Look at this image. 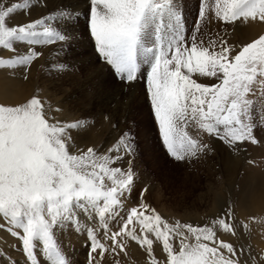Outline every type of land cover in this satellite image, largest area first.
Listing matches in <instances>:
<instances>
[{
    "label": "snow or ice",
    "instance_id": "obj_1",
    "mask_svg": "<svg viewBox=\"0 0 264 264\" xmlns=\"http://www.w3.org/2000/svg\"><path fill=\"white\" fill-rule=\"evenodd\" d=\"M33 6V0H0V48L13 54L0 58V67L27 71L43 55L36 46L74 38L72 27L81 16L75 8L10 23ZM86 15L96 52L115 79L127 86L145 82L162 143L176 161L212 151L205 134L236 152L245 143H259L264 35L236 46L221 33L205 40L201 27L212 20L264 22V0H201L190 37L178 0H89ZM257 93V101L250 98ZM257 103L259 123L253 117ZM88 127L87 119L53 118L38 97L18 106L0 104V228L19 241L11 247L24 257L18 261L0 251L8 257L5 264H72L58 240L69 228L85 236L87 264H99L97 256L102 260L105 253L127 254L128 240L148 253L150 264H165L153 254L156 241L166 264H264V255L258 260L249 253L241 260L244 248L218 237L217 226L236 235L231 209L203 226L169 222L144 201L147 188L136 206L125 208L136 187L134 137L123 132L106 148L80 147L75 136Z\"/></svg>",
    "mask_w": 264,
    "mask_h": 264
},
{
    "label": "rangeland",
    "instance_id": "obj_2",
    "mask_svg": "<svg viewBox=\"0 0 264 264\" xmlns=\"http://www.w3.org/2000/svg\"><path fill=\"white\" fill-rule=\"evenodd\" d=\"M69 1L33 0L34 6L31 9L38 7L43 14L39 17L35 15L30 21L52 14L57 9L75 8L74 3L77 1L82 2V7L87 4V8L84 6L83 10H79L81 17L72 27V31L75 30L74 38L69 44L62 45L58 42L50 46H36L43 55L34 61L27 71L21 67L22 73L19 76L29 87L26 101L38 97L53 118L64 122L87 119V132L85 130L75 136V142L80 147L95 146L103 149L112 145L121 133L130 132L136 148L133 167L137 176L136 187L125 202V208L136 206L140 193L145 188L147 191H144V201L165 219H173V222L179 220L181 223L203 226L216 218L224 217L231 208L236 235L223 232L222 229L220 231L219 227L216 229L217 235H227L226 242L232 243L237 249L244 248L245 255L240 257L241 260L249 253L259 260V257L264 255V249H261V246H264V223L253 214H264V126H258L255 130L259 143H245L243 150L239 152L205 134L203 139L211 146L212 151L201 154L199 158L176 161L162 143L146 95L145 82L140 80L127 86L115 79L112 69L98 56L88 31L86 13L89 0ZM213 2L214 0H210V3ZM178 3L183 11L187 35L190 37L197 22L201 0H178ZM257 27L261 31L253 33ZM201 33L206 34L205 40L208 36L214 37L216 33L226 34L230 44L243 46L264 35V22L259 24V21L237 20L232 24H224L212 20L210 24L202 25ZM62 63L65 68L60 70L58 66ZM31 69L34 72L33 79H29ZM250 98L257 101L258 93L257 96L250 95ZM54 112L57 114H53ZM258 115L257 103L253 112L254 121L257 123ZM64 117L67 118L62 120ZM188 131L195 134L191 128ZM243 220L245 223L251 221V224L247 223L249 229L243 227ZM1 231L0 240L4 247L0 251L9 252L8 254L15 256L18 261L23 260V254L13 251L10 246H19V241L7 234L8 232L7 237L3 236ZM58 240L72 264H87L89 248L85 246L84 235H77L69 228L58 233ZM9 241L14 242L11 244ZM159 243L156 241L155 246L162 247ZM127 244V254L121 253L118 257H113L105 253L102 260L97 256L99 264H114L116 259L120 260V264H150L148 253L143 248L131 240H128ZM153 254L158 261L165 260L166 264L167 255L161 249L154 250ZM7 258L0 257V264H5Z\"/></svg>",
    "mask_w": 264,
    "mask_h": 264
},
{
    "label": "bare ground",
    "instance_id": "obj_3",
    "mask_svg": "<svg viewBox=\"0 0 264 264\" xmlns=\"http://www.w3.org/2000/svg\"><path fill=\"white\" fill-rule=\"evenodd\" d=\"M14 1H16V0H13V2ZM36 1V0H35ZM39 1V0H38ZM46 1V0H45ZM63 1V0H62ZM69 1V0H68ZM72 1V0H71ZM41 2V1H40ZM49 2V1H48ZM66 2V1H65ZM70 2V1H69ZM42 3V2H41ZM64 3V2H63ZM84 3V2H83ZM35 4V3H34ZM72 4V3H71ZM80 4H82V2H80V1H77V3L75 2L74 3V5L76 6L75 7V9L76 10H83V7L84 6H86V5H84L83 7L80 5ZM66 5V4H65ZM70 5V4H69ZM55 6H56V4H55ZM72 6V5H71ZM46 8H47V6H46ZM86 8H87V6H86ZM85 8V9H86ZM34 10H30L29 11V13L27 14V15H25V13L24 12H22V11H18L16 14H14V19H12L11 21H10V23H12V24H22V23H24V22H26V21H30V20H32V19H34V17H35V15H37L38 17L40 16V14L42 13L41 11H39V9L40 8H33ZM42 10V9H41ZM80 10V11H81ZM43 11V10H42ZM48 11H50V10H48ZM46 13V12H45ZM53 13V12H52ZM43 14V13H42ZM51 14V13H50ZM42 17V16H41ZM81 17V16H80ZM259 24H260V21H259ZM250 25V24H249ZM257 25V24H256ZM243 26V25H242ZM253 28V27H252ZM76 31H77V29H76ZM254 31V30H253ZM261 30H259L258 29V27H257V29H256V31L255 32H253V33H259ZM74 32H75V30H74ZM77 33V32H76ZM258 35V34H257ZM17 47H22V45H19V44H17ZM21 49V48H20ZM24 49L22 48L21 49V51H23ZM13 54L10 52V51H8V50H6V49H2V48H0V58H4V59H7V58H10L11 56H12ZM39 62H41V61H39ZM94 65V64H93ZM35 66V65H34ZM33 68V67H32ZM99 68V67H98ZM101 69V68H100ZM22 69H21V67L20 66H18V67H16V68H9V67H0V104H4V105H6V106H18V105H20V104H23V103H26L27 101H26V97H27V94L29 93V87L27 86V84H25L23 81V78H21V76H19L21 73H22V71H21ZM90 70V69H89ZM30 71V77H29V79L31 78V79H33V77H34V72H33V70L31 69V70H29ZM96 71H97V69H96ZM102 73V72H101ZM104 73V72H103ZM102 73V74H103ZM91 74H93L94 75V73H91ZM105 76V75H104ZM100 77V76H99ZM106 78V77H105ZM107 79V78H106ZM98 80V79H97ZM29 81V80H28ZM100 81V80H99ZM102 81H104V80H102ZM29 83H31V82H29ZM62 85V84H61ZM92 88V87H91ZM45 89V88H44ZM82 89V88H81ZM83 90V89H82ZM89 93V92H88ZM121 93V92H120ZM91 94V93H90ZM108 94H109V92H108ZM112 94V93H111ZM133 96V95H132ZM63 97V96H62ZM71 97V96H70ZM69 98V97H68ZM101 98V97H100ZM111 98H113L114 99V97H111ZM102 100H103V98H101ZM45 100L47 101V98H45ZM44 100V101H45ZM92 100V99H91ZM90 100V101H91ZM133 100V99H132ZM77 102V101H76ZM109 106V105H108ZM105 107V106H104ZM109 110V109H108ZM114 111V110H113ZM63 112V111H62ZM116 113V112H115ZM50 114V113H49ZM53 114H57V112H54ZM101 115V114H100ZM62 116V115H61ZM112 116V115H111ZM59 117V116H58ZM102 117H103V115H102ZM67 117H64V118H62V120H65ZM105 121V120H104ZM89 128V127H88ZM86 132H87V129H86ZM81 133V132H80ZM118 135V134H117ZM83 140V139H82ZM84 141V140H83ZM231 151V150H230ZM230 153V152H229ZM216 154V153H215ZM240 154V153H239ZM228 156V155H227ZM241 159V158H240ZM234 160V159H233ZM230 161V160H229ZM234 162V161H233ZM229 163V162H228ZM226 165H228V164H226ZM224 167V166H223ZM230 170V169H229ZM229 172H231V171H229ZM231 175V174H230ZM232 176V175H231ZM236 176V175H235ZM228 179V178H227ZM243 186V185H242ZM230 187V186H229ZM234 188V187H233ZM234 190V189H233ZM232 194H234V193H232ZM228 195V194H227ZM231 195V194H230ZM220 196V195H219ZM238 196V195H237ZM239 197V196H238ZM215 198H217V197H215ZM237 198V197H236ZM219 199V198H218ZM223 199V198H222ZM235 199V198H234ZM224 200V199H223ZM217 201V200H216ZM228 202V201H227ZM231 202V201H230ZM218 208V207H217ZM231 209V208H230ZM256 209V208H255ZM259 209V208H258ZM259 210H257V212H258ZM261 211H262V208H261ZM251 213V212H250ZM244 216V215H243ZM248 216V215H247ZM253 216L256 218H258L261 222H263L264 223V214H256V215H254L253 214ZM170 218V217H169ZM245 219V218H244ZM250 219V218H249ZM247 220V219H246ZM245 220V221H246ZM209 221V220H208ZM169 222H173V219H169ZM249 222H251V221H247L246 223H248V225L249 224H251V223H249ZM243 223H245L244 222V220H243ZM218 227V226H217ZM249 229V228H248ZM2 230V229H1ZM0 230V231H1ZM251 230L253 231L254 230V227L253 228H251ZM220 231H221V229H220ZM2 233H4L3 234V236L4 235H6V237L8 236L7 234H9V233H7V231H5L4 229L1 231ZM261 232V231H260ZM7 233V234H6ZM227 236V235H226ZM226 236H224V235H221V236H218L220 239H223L224 241H227V237ZM77 237V236H76ZM231 237V236H230ZM243 237V236H242ZM5 238V237H4ZM244 238V237H243ZM10 239V238H9ZM238 239V238H237ZM3 240H5V239H3ZM233 240V239H232ZM249 240V239H248ZM6 241V240H5ZM12 242V241H11ZM10 241H9V243H11ZM14 242V241H13ZM13 242L11 243V244H13ZM254 242V241H253ZM258 242V241H257ZM7 243V242H6ZM160 244V243H159ZM7 245V244H6ZM9 245V244H8ZM157 246V244H156V242H154V245H153V251L154 250H156V249H161V251H163V248L162 247H160L159 245H158V247H156ZM11 246V245H10ZM3 247H4V244L1 242V240H0V250L1 249H3ZM261 249H264V246H261ZM9 250V249H8ZM139 250H140V248H139ZM10 251H11V249H10ZM9 253V252H8ZM162 253V252H161ZM160 253V254H161ZM165 253V252H164ZM136 254V253H135ZM166 254V253H165ZM165 254H164V256H165ZM262 254H263V252H262ZM162 255V254H161ZM167 255V254H166ZM137 256V255H136ZM127 257V256H126ZM131 257V256H130ZM132 258V257H131ZM165 261V260H164ZM131 264V263H130Z\"/></svg>",
    "mask_w": 264,
    "mask_h": 264
}]
</instances>
